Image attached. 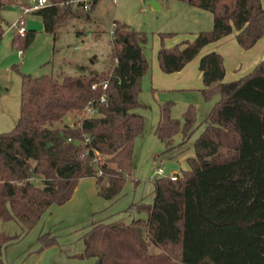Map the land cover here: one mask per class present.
I'll return each mask as SVG.
<instances>
[{"label":"trees","instance_id":"16d2710c","mask_svg":"<svg viewBox=\"0 0 264 264\" xmlns=\"http://www.w3.org/2000/svg\"><path fill=\"white\" fill-rule=\"evenodd\" d=\"M67 1L48 0L31 12L54 39L62 22L84 16ZM181 1L210 11L212 26L170 46L164 38L174 33L159 32L157 61L163 72L180 70L203 46L233 29L244 49L264 36L260 0ZM10 4L29 3L0 0V7ZM113 24L109 66L77 65V74L60 71L58 76L21 72L16 123L0 132V223L15 221L20 231L0 228V264L3 250L51 204L66 202L79 178L94 176L97 193L105 199L121 195L134 138L143 127V115L135 109L141 105L137 93L149 63L142 49L146 34L124 21ZM12 31L11 43L22 51L35 32ZM3 32L0 15V38ZM199 69L203 99L215 98L202 120L196 122L193 104L181 120L172 117V102L166 100L159 105L154 130L167 150L174 134L180 132L184 142L203 125L193 141L194 154L187 157L188 168L175 172L174 179L152 177L153 199L141 202L138 210L145 217L128 223L91 221L80 234L83 250L72 256L94 257L97 264H264V59L244 75L223 80V57L210 50L200 56ZM102 94L106 100L100 102ZM88 105L97 107L98 114L64 122ZM56 244L53 230H42L31 251Z\"/></svg>","mask_w":264,"mask_h":264},{"label":"rangeland","instance_id":"374dc122","mask_svg":"<svg viewBox=\"0 0 264 264\" xmlns=\"http://www.w3.org/2000/svg\"><path fill=\"white\" fill-rule=\"evenodd\" d=\"M175 2L173 1L172 6L166 7L165 0H162V8H153L148 4V0H116V2L103 0L101 5L89 12V18L86 10L72 6V11L83 12L84 17L83 15L73 16L62 22L55 39L48 31H35L32 41L23 48L22 55L11 43L13 31L6 30L7 25L19 17L20 10L16 4L0 7L4 27L0 38V132L10 130L16 123L20 104L21 72L32 75L52 72L55 76H58L60 71L77 74L79 71L73 67L75 61L86 62L97 69L109 66L108 52L112 39L110 30L114 20L124 21L146 34L147 41L142 49L149 63V68L141 78V87L137 93V99L141 105L135 109L143 115V127L134 138L131 170L127 175L121 195L109 201L97 191H91L87 184H82L80 190L77 191L79 196L76 198L78 199L73 198L65 205L53 204L50 212L46 211V214L42 215L27 231L28 233L21 235L20 239L3 250L4 264H51L52 262H56L55 264H97L93 257L72 256L74 251L81 250L83 246L80 234L93 221V218H97V211L92 214L90 210H99L104 207L107 209V214L120 213L119 217L123 216V208L138 211L141 202L132 203V201H137L141 197L146 200L152 196V174L157 164L162 166L163 175H168L172 170L180 173L182 169L188 168L187 157L194 154L193 141L203 125L198 124L184 142H181L182 134L177 132L173 136L172 147L165 150V142L159 139L154 132L159 118V105L166 100H171L170 115L181 120L182 112L189 105L185 102L191 95L188 96L182 90L160 89L155 91L150 84L152 80L150 77L151 56L155 46H158L160 42L159 32L181 34V31L177 30L185 26L182 18L186 9H188L187 18L190 20L188 25H203L206 26L204 29L211 28L212 13L197 6L183 4L181 0ZM76 29L82 31L80 35L75 33ZM81 53L86 54L85 58L80 57ZM93 55L96 57L93 58ZM89 58L92 59V63L89 62ZM61 65L63 67L60 69ZM214 100L215 98L211 99L210 104ZM203 105L205 104L194 105L197 123L207 112ZM82 116V112L70 113L65 117L64 122L72 124ZM58 124L56 122L54 125ZM153 175L158 176L155 173ZM35 181L39 182L37 179ZM49 213H51L50 219H55L56 222L48 221L47 218L48 223L46 224L45 219ZM127 219L128 216L124 215V220ZM44 222L43 230L51 229L57 235L58 244L56 245L64 256L63 262H59V259L50 254L36 261L34 252L30 251L31 244H36L37 233ZM1 225L6 231L12 233L20 231V226L15 221H4Z\"/></svg>","mask_w":264,"mask_h":264},{"label":"crops","instance_id":"0c3cea01","mask_svg":"<svg viewBox=\"0 0 264 264\" xmlns=\"http://www.w3.org/2000/svg\"><path fill=\"white\" fill-rule=\"evenodd\" d=\"M173 1L175 2L176 0H165L166 7L172 6ZM102 2H103V0H96L92 9L93 8L96 9L99 5L102 4ZM260 3L264 7V0H260ZM148 4L150 6H152L151 0H148ZM183 4H187V3L183 2ZM154 5H159V6L158 7L152 6L153 8H162L163 7L162 0H156V2H154ZM189 6H192V5L189 4ZM187 11H188V9H186V11L183 12V18H182L183 23H185L184 24L185 26L183 28H179L177 30V31H181V34H176V35L165 38L164 44L166 46H170V45H172L176 42H180L184 39L190 40L195 36V34L199 30L204 29L206 27L203 25L189 26L188 23L190 20L187 18L188 17ZM89 16H90V14L87 15L88 18H89ZM31 17L36 18V19H40L34 15H31ZM76 19H78V18H76ZM205 25H207V24H205ZM208 25H209V23H208ZM41 30H44V29H41ZM81 32L82 31L79 29H76V31H75V33L77 35H80ZM159 44H160V42H159ZM159 44H158V46H155L154 53L151 56V67H150V71H151L150 77L152 79V80H150L151 87L154 88L155 91H158L160 89L161 90H182V91L186 92L188 96L191 95L188 98V100H186L185 103H187V104L193 103L196 106L205 104L203 106L206 107V111L209 110L212 103L210 104V100H204L202 95H201V92H200V88L203 87V81H202V72L199 69V58L203 53L210 51V50H217L221 53V55L223 57V64H224L223 80H231V79H235V78H238V77L244 75L245 73L249 72L258 61H260L261 59H264V36L260 37L250 48L244 49L238 45L236 38H235V30L233 29V31L230 34H228V35H226V36H224L218 40L212 41V42L206 44L205 46H203L202 49L200 50V52L193 59L188 61L180 70L166 73L160 69V67L158 65V61H157V49L159 47ZM143 52H144V49H143ZM22 54H23V51L20 55H22ZM87 54H89V53H87ZM144 54H145V52H144ZM85 56H86L85 53L80 54L81 58H85ZM145 56L147 57L146 54H145ZM94 57H96V56L93 55V58ZM75 62L76 63L73 65V67L76 66L75 70H77V71H78L77 65L87 64L86 62H83V61H75ZM89 62H90V58H89ZM62 67H63L62 65L59 66L60 69ZM143 77H144V75H143ZM152 77H154V78H152ZM187 101H189V102H187ZM170 173H175V171L172 170V171H170ZM153 174H154V170H153ZM153 174H152V177L155 176ZM82 184H87V186H90L91 191H97L94 176L81 177V178H79L78 183H77L76 187L74 188V191H73L70 199H68L66 202H64L61 205L67 204L73 198L78 199V198H76L77 196H79V194L77 195V191L80 190L79 188ZM152 199H153V191H152V196L147 198L146 200H144V198L141 197L137 201H132V203L133 202L149 203L152 201ZM109 201H112V200H109ZM52 205L53 204H51L43 212L42 215L46 214L45 213L46 211L50 212V210H51L50 208ZM90 211L92 214L97 211V215H96L97 218H93V220L101 219L104 222H111V221L120 220V221H123L125 223H128L133 218H137L139 216L145 217V215H146L144 211H136L134 209L127 210V208H123V210H122L123 216L122 217H119L120 213H115L116 216H115V214L114 215L109 214V213L107 214V212H106L107 209L106 208L104 209V207H102L99 210H92L91 209ZM124 215L128 216L127 220H124ZM47 216L48 217H46L45 222H46L47 218H48V221L50 220L51 222H56L55 219H50L49 216H51V213H49ZM112 219H114V220H112ZM48 221L46 222V224L48 223ZM45 222H44L43 226L40 228L39 232L44 229ZM1 224H2V222L0 223V228L4 229L6 231V229ZM6 232L12 233L11 231L10 232L6 231ZM82 243H83V241H82ZM10 246H8V247H10ZM35 247H36V244L32 243L31 247H30V251L32 249H34ZM83 247H84V245L82 246L81 250L74 251L73 254L82 251ZM58 251H59V249H58L57 245H52L50 247L44 248L43 250H41L39 252H34L35 260L40 261V260L44 259L47 256V254H50V255H53L56 259H59L58 260L59 262H63L64 256L60 253V251H59V253H57ZM93 260H95V258ZM55 263L56 262H52L51 264H55Z\"/></svg>","mask_w":264,"mask_h":264},{"label":"built area","instance_id":"2783aa9c","mask_svg":"<svg viewBox=\"0 0 264 264\" xmlns=\"http://www.w3.org/2000/svg\"><path fill=\"white\" fill-rule=\"evenodd\" d=\"M29 4H16L20 10V15L19 17L9 23L6 27V30H16L17 33L19 34H24L26 29H25V22L26 19L28 17H31V12L43 5H46L48 3V0H26ZM114 2L116 0H113ZM93 2V0H68L67 3L71 4L72 6L78 7L79 9L82 10H87L91 3ZM113 27L114 24L112 23V27L110 30V34L112 35L113 33ZM18 53L21 54L22 50H18ZM95 84H92V87H94ZM106 86V83L103 84V87ZM106 100V96L104 94H102L99 98L100 102H103ZM83 116H93V115H97L98 114V110L97 107L93 106V105H88L86 106L83 110H82ZM154 173L158 174V175H163L164 170L162 168V166L160 164H157L155 169H154ZM168 176L171 179L175 178L174 173H169Z\"/></svg>","mask_w":264,"mask_h":264},{"label":"water","instance_id":"95a60500","mask_svg":"<svg viewBox=\"0 0 264 264\" xmlns=\"http://www.w3.org/2000/svg\"><path fill=\"white\" fill-rule=\"evenodd\" d=\"M154 2H156V0H151L152 6L158 7L159 5H154ZM25 29L31 31L41 30L43 29V23L40 19L28 17L25 22ZM90 62L92 63V59H90Z\"/></svg>","mask_w":264,"mask_h":264}]
</instances>
